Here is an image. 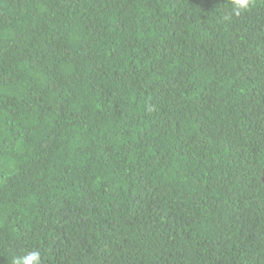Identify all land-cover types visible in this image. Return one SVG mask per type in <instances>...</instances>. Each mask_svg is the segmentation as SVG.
I'll return each instance as SVG.
<instances>
[{"label":"trees","instance_id":"16d2710c","mask_svg":"<svg viewBox=\"0 0 264 264\" xmlns=\"http://www.w3.org/2000/svg\"><path fill=\"white\" fill-rule=\"evenodd\" d=\"M264 264V0H0V264Z\"/></svg>","mask_w":264,"mask_h":264},{"label":"clouds","instance_id":"9594fccd","mask_svg":"<svg viewBox=\"0 0 264 264\" xmlns=\"http://www.w3.org/2000/svg\"><path fill=\"white\" fill-rule=\"evenodd\" d=\"M250 0H231V14L239 16L249 7ZM11 264H42L41 252L34 250L23 255H13Z\"/></svg>","mask_w":264,"mask_h":264}]
</instances>
